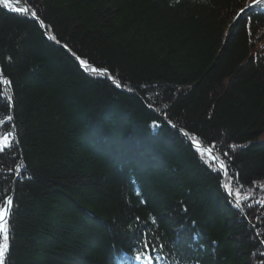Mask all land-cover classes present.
Returning <instances> with one entry per match:
<instances>
[{
  "label": "trees",
  "instance_id": "trees-1",
  "mask_svg": "<svg viewBox=\"0 0 264 264\" xmlns=\"http://www.w3.org/2000/svg\"><path fill=\"white\" fill-rule=\"evenodd\" d=\"M10 1L5 264H264V0Z\"/></svg>",
  "mask_w": 264,
  "mask_h": 264
},
{
  "label": "snow or ice",
  "instance_id": "snow-or-ice-1",
  "mask_svg": "<svg viewBox=\"0 0 264 264\" xmlns=\"http://www.w3.org/2000/svg\"><path fill=\"white\" fill-rule=\"evenodd\" d=\"M254 2H258V0H254ZM0 4L5 9H10L11 11L17 13H27L28 8H21L17 5H13L9 3V0H0ZM241 12H244V9H241ZM36 13L33 12L32 16L35 17ZM239 15V14H238ZM77 60L80 61V64L87 67L85 61L81 60L79 56L76 57ZM93 72H98V69L93 68ZM185 135H187L185 133ZM190 147H194L197 153L201 155H209L211 157L212 148H202L200 143L196 142L194 139L189 145ZM215 147V145H213ZM5 148H8V145H5ZM221 167H224L222 164ZM238 195V194H237ZM13 199L6 198L0 203V264H5L6 255L10 251V237H9V213L13 207ZM149 236V233L141 231L139 234H135L131 237V248L136 249L134 253V262L135 264H156V257L153 256V252L157 251L156 238H146ZM159 247H163L160 245ZM174 252H178V250H174ZM174 258L179 259L181 264H183L182 255H176Z\"/></svg>",
  "mask_w": 264,
  "mask_h": 264
},
{
  "label": "water",
  "instance_id": "water-1",
  "mask_svg": "<svg viewBox=\"0 0 264 264\" xmlns=\"http://www.w3.org/2000/svg\"><path fill=\"white\" fill-rule=\"evenodd\" d=\"M9 2H10L11 4H13L12 1L9 0ZM19 5L24 6L25 8H27V7L25 6V4L20 3ZM27 13H28V14H29V15H30V16H31L36 22H38L39 25H41V23H40V21L38 20V18L32 16V13L30 12L29 9H28V12H27ZM41 26H42V25H41ZM75 59H76V58H75ZM76 61H78V60L76 59ZM81 68L85 70L86 67L83 66V65H81ZM96 69H98V68H96ZM96 73H100L101 75H104V72H103L101 69H98V72H96ZM2 81H3V84L6 85V79L2 77ZM117 85L122 89V86H121V85H119V84H117ZM9 104H10V108H12V103L10 102ZM183 135H184V137H185L186 139H188L187 136H186L185 134H183ZM201 147H202V148H209V147H207V146H201ZM211 155H212V159H213V161L219 166V168H220V170H221V173H222V175H223V174H224V169H223V167H221L222 164L218 161V159H217L216 156L214 155L213 151H212ZM9 198H12V196H10Z\"/></svg>",
  "mask_w": 264,
  "mask_h": 264
}]
</instances>
